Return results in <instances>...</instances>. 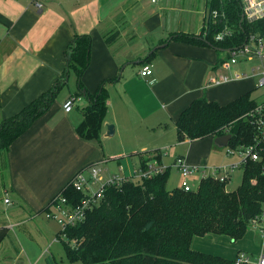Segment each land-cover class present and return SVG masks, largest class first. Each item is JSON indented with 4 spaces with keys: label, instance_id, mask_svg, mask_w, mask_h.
Segmentation results:
<instances>
[{
    "label": "crops",
    "instance_id": "obj_1",
    "mask_svg": "<svg viewBox=\"0 0 264 264\" xmlns=\"http://www.w3.org/2000/svg\"><path fill=\"white\" fill-rule=\"evenodd\" d=\"M37 2L42 3L41 8ZM209 5L210 0H0V122L49 90L65 70L70 41L75 34H89L91 59L83 84L93 92L104 80L118 78L108 85L102 130L103 140L111 144L113 140L119 148L112 155L118 158V176H132L155 150L162 152L160 163L170 173L175 167L181 174L176 164L181 157L190 166L205 168L206 173L210 169L208 174L213 173L212 168H218V174H230L229 168L242 167V158L229 154L227 144L213 135L179 141L176 126L182 111L197 98L225 105L246 93L254 97L257 91V77L252 69L245 71L241 62L223 68L218 49L171 37L179 32L201 33ZM146 65L153 72L143 76ZM219 74L230 80L211 84V78ZM69 84L73 90L69 96L55 99L4 156L0 264H48L53 240L62 229L52 234L45 228L49 221L45 208L79 170L107 157L101 141L77 133L88 99L77 95L74 72ZM72 96L75 105L66 111L64 105ZM108 124L114 125L113 134H108ZM179 144L183 153L175 154ZM200 145L203 152L198 150ZM214 155L226 156L227 163L210 165ZM125 156L137 162L124 166L121 157ZM200 170L190 177L195 187L204 178ZM191 247L228 259L240 252L258 258L264 255V232L253 227L237 240L227 234L196 235Z\"/></svg>",
    "mask_w": 264,
    "mask_h": 264
},
{
    "label": "trees",
    "instance_id": "obj_2",
    "mask_svg": "<svg viewBox=\"0 0 264 264\" xmlns=\"http://www.w3.org/2000/svg\"><path fill=\"white\" fill-rule=\"evenodd\" d=\"M243 5V0H210L201 33L179 32L171 37L219 51L239 47L252 33L264 35V18L248 21L243 16ZM214 10L218 12L215 17ZM225 28L231 34L216 40ZM91 43L89 34H75L65 51L67 65L61 78L19 113L0 122V154H6L11 144L51 107L68 84L71 72L77 76V95L88 99L76 131L82 138L101 141L108 111V85L118 78L104 80L93 92L85 87L82 76L90 64ZM154 55L155 52L149 58ZM256 105L251 93L225 105L197 98L176 122L178 140L231 134L228 146L254 145L256 128L247 114ZM161 156L159 150L152 152L158 162ZM242 167V181L233 190L227 189L228 179L214 176L202 178L196 188L188 191L183 187L169 190V167L143 180L128 178L106 186L100 199L86 209L85 218L66 228L67 239L61 241L66 257L72 263L85 264H237L236 259L194 250L191 240L207 233L227 234L234 240L246 234L251 219L262 209L264 161L248 159ZM73 178L57 195L68 197L72 204H81L83 195L73 187ZM49 207L50 204L45 211ZM47 262L59 264L52 256L47 257Z\"/></svg>",
    "mask_w": 264,
    "mask_h": 264
},
{
    "label": "built area",
    "instance_id": "obj_3",
    "mask_svg": "<svg viewBox=\"0 0 264 264\" xmlns=\"http://www.w3.org/2000/svg\"><path fill=\"white\" fill-rule=\"evenodd\" d=\"M156 2L157 0H152ZM243 16L248 21H257L264 18V0H243ZM37 6L41 8L42 3L37 2ZM218 12L213 11V16H217ZM231 34V30L225 28L216 35V40H222L226 36ZM229 57L221 64L223 68H230L232 65H236L240 62H253L252 74L257 77V90L262 89V92L257 100L256 107L247 115L253 119L254 126L256 128V141L254 145H239L236 147H227L229 154H237L242 158L241 164L248 160L264 161V35L258 33H252L248 36L246 41L239 47L227 51ZM153 69L150 65H146L141 70L143 76L151 75ZM237 78L240 74L235 75ZM230 80V76L226 74H219L216 77L211 78L210 83L219 85ZM75 96L70 97L65 103L64 107L66 111L72 110L75 105ZM260 146V148H258ZM176 164L181 171L183 180L181 187L185 190H191L193 183L191 182V175L194 172L200 170L198 166H190L181 157H178ZM234 167L229 168L231 171ZM166 167L158 162L155 158H150L145 166H141L134 170L133 175L129 178L143 180L158 173L164 172ZM212 174L206 173V169L200 170L204 177L214 176L221 180L228 179V173L218 174V168H212ZM126 178H122L117 174L112 175L109 179L104 180L102 177V170L97 167V163L89 166L88 168L78 172L73 178V187L76 191L83 195V201L81 204H72L70 199L62 194L56 195L50 202V207L45 211L47 218L55 219L62 227L60 235L56 240L67 239L65 230L67 227L75 226L85 218L86 209L94 205L100 197L103 195L106 186L120 183ZM95 185H99L98 188ZM6 203H10L9 198L5 199ZM251 226H259L264 232V199L262 201V209L259 214L251 219ZM237 264H264V255L254 258L251 255L240 252L236 256Z\"/></svg>",
    "mask_w": 264,
    "mask_h": 264
},
{
    "label": "rangeland",
    "instance_id": "obj_4",
    "mask_svg": "<svg viewBox=\"0 0 264 264\" xmlns=\"http://www.w3.org/2000/svg\"><path fill=\"white\" fill-rule=\"evenodd\" d=\"M219 52L221 54V56H220L221 59H223V60L228 59L229 54L227 51H221L220 50ZM252 65H253V62H249V63L241 62L240 63V66L243 67L245 69V71L248 70L249 72L251 70ZM70 84L66 85L59 92L56 99H60V98L65 99L69 96V94L73 91ZM261 92H262V89L257 90L254 93V97L261 99V98H259ZM103 139H104V137H103V135H101V143L105 149V153H106L107 157L103 161L97 162V167L102 170L103 179L107 180L113 174L119 173L120 165L118 162V158L112 157V155H116L118 153L119 148L116 147V143L113 140H112V144H111V143L105 142ZM203 149H204L203 145H200V147H198V150H200V152H203ZM183 150H184V147L182 145L179 144V146H175V154L176 153L182 154ZM4 156H5V153L0 154V169L1 170L3 168ZM205 156L206 155L202 154V157H205ZM224 157L226 159H224ZM224 157L221 155H214L213 157L210 158L209 164L211 165L214 163H219L216 166L223 167V166H221V164L227 163V157L226 156H224ZM135 162H137V161H132L129 157H126V156L121 157V164H123L124 166L133 165ZM210 172H211L210 169H208V173H210ZM229 173L230 174H228V176L231 177V180L228 181L227 187H228V189L231 190V189H235L238 186V184H240V182L242 180V176H243V169L241 166H238L234 170H231ZM182 180H183V177L178 172V170L175 167L172 168L171 173H170L169 178H168V182H167L168 188L172 190V189L180 186ZM197 181H198V179H197ZM95 187L98 188L99 185H95ZM193 188H196V187L193 185ZM3 204H4V202H3L2 197L0 195V210L2 209ZM44 215H45V213H44ZM45 217H46V215H45ZM47 220H49V221L47 222V226L45 228H49V230L52 234L55 233V231H57L58 229H62V227L58 224V222L55 219L47 218ZM253 227L257 228V229L259 228V226H250L247 231H250V228L252 229ZM61 233H63V231ZM33 237L37 239L36 235H34ZM50 240H51V237H49V241ZM61 241H64V240L63 239H61L60 241H57V240L54 241L53 240L54 244L52 245V248H51L52 249V257H54L58 261L59 264H85L82 261H76L74 263L70 262L68 260V258L66 257L64 245ZM39 252H42V248L40 250H38V252H36V255L38 257H39ZM43 253H45V252L43 251Z\"/></svg>",
    "mask_w": 264,
    "mask_h": 264
},
{
    "label": "water",
    "instance_id": "obj_5",
    "mask_svg": "<svg viewBox=\"0 0 264 264\" xmlns=\"http://www.w3.org/2000/svg\"><path fill=\"white\" fill-rule=\"evenodd\" d=\"M107 128H108V134H113L114 133V125L113 124H108ZM230 138H231V134H225L223 136L218 137V140L220 142H222L223 144H227L228 145V142H229Z\"/></svg>",
    "mask_w": 264,
    "mask_h": 264
}]
</instances>
